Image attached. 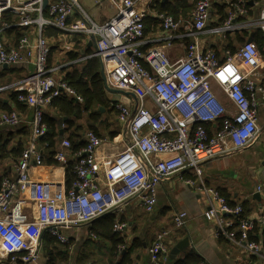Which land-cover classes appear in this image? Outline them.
<instances>
[{"label": "built area", "instance_id": "1", "mask_svg": "<svg viewBox=\"0 0 264 264\" xmlns=\"http://www.w3.org/2000/svg\"><path fill=\"white\" fill-rule=\"evenodd\" d=\"M152 1L109 0L114 13L98 22L87 15L79 0H0V67H33L16 94L18 102L32 109L29 120H23L16 111L0 112V126L16 127L24 121L30 129L29 140L11 167L13 176H0V255L9 261L35 262L43 231L65 242L63 228L88 224L108 212H122L129 203L152 212L160 182L183 169L197 177L183 182L210 200L205 218L216 219L227 239L264 260L262 245L249 239L255 221L239 217L240 205H230L199 178L203 163L244 149L259 137L257 114L264 107V86L256 79L264 45L258 47L246 40L234 52L226 50L221 60L215 51L204 47L199 35L223 36L248 26L264 35V7L253 21L235 22L247 12L246 0H238L226 20L212 28L207 23L217 0H195L188 19L159 14L162 35L154 41L169 45L180 29L190 38L184 53L171 60L162 46L142 48L152 42L144 37ZM6 15L12 20H6ZM14 27L24 29V33L10 44L3 33ZM47 28L83 34L87 42L93 41L92 52L86 57L98 58L106 85L124 92L128 100L114 103L126 142L111 162L100 163L96 151L104 141L87 131L84 145L73 153L75 177L70 187L64 186L61 195L36 200L30 214L24 211L25 195L33 181L32 169L42 164L38 139L46 132L44 109L61 95L83 101L58 74L61 65L48 63L52 40L44 35ZM203 123L218 126L210 133ZM69 147L70 141L63 139L53 155L62 165L67 162ZM257 191L264 193V186H258ZM186 220L185 211L176 213L174 227H182ZM259 222L264 226V217ZM126 225L116 222L113 231L122 234ZM167 235L162 231L149 247V264L168 260Z\"/></svg>", "mask_w": 264, "mask_h": 264}, {"label": "crops", "instance_id": "2", "mask_svg": "<svg viewBox=\"0 0 264 264\" xmlns=\"http://www.w3.org/2000/svg\"><path fill=\"white\" fill-rule=\"evenodd\" d=\"M156 1L164 3L163 5L169 3L167 4L169 7L176 4L175 13H178V19H186L182 18L183 8L180 6L186 1L193 9L195 0H153L151 5ZM229 1L224 0V2L229 4L224 10L227 12V15L234 9L233 3H229ZM220 2V0L215 1V3L219 4ZM215 3L210 10V20L207 23L209 28L221 25H210L211 23L218 22L220 17ZM81 7L83 8V6ZM110 7L113 10L112 13L106 12L107 6L103 8L99 7L100 12L97 14L98 17L95 21H105L112 16L114 9L111 3ZM262 7H264L262 2H254L252 0V4H247V12L244 16L235 19V22L244 23L253 21L257 18ZM192 9H190L189 13L185 12V14L191 16ZM87 15L89 14L87 13ZM158 15L149 6L145 21L144 37L145 39H150L152 42L144 44L142 48L162 46L168 58L173 60L184 53L185 46L190 38L184 36V31L180 29L169 45H166L163 41H154V39L162 35ZM89 16L91 17V15ZM91 18L94 19L93 17ZM255 29L258 28L248 26L234 31H247V35H249L250 33L253 34L252 32ZM56 30L47 28L44 32V35L52 40L48 63L49 65L60 64L61 69L58 74L64 79L67 72L83 68L89 59L95 58L98 60L96 57H86L92 52V46H88L87 38L83 34L61 33ZM234 31L227 33H230L229 35L232 36ZM227 33L223 36L214 33H201L199 37L204 47L210 48L213 51L216 50V57L222 60L225 57V51L230 50L226 48L227 41L225 37ZM20 35L21 29L14 27L4 31L3 38L7 43L14 44ZM243 38V42L235 44L236 49L246 41L245 36ZM261 60L262 63L257 71L256 79L264 86V55L261 56ZM32 71V65L28 64L4 65L0 67V87L6 86L0 90V112L10 109L11 111L18 112L23 120H29L32 109L25 104L16 102L17 100L14 97L20 90L23 79ZM99 75L102 79L101 68ZM102 82L104 83L103 79ZM104 90V95L111 105H114L117 101H121L123 97L126 103H128L124 92L120 93L119 97L109 92L105 86ZM103 110H105L103 107H99L100 112ZM44 111L57 118L60 117L50 105ZM257 115L258 124L261 128L259 137L244 149L210 159L203 163L199 178L206 186L219 192L230 204L243 206L246 217L255 221L253 227L255 230L252 229L255 239L251 240L260 243L264 250V226L259 222V219L264 217V193L263 191H257L258 186H264V107L258 109ZM117 116L114 120L116 126L120 128L118 134L110 138L102 132L104 135L100 136L104 141L96 151V157L100 163L111 162L125 145L126 135L122 131V126ZM64 118L63 120H65ZM73 120L75 124L82 126H85L87 122L85 115L82 118ZM214 126L215 123L208 124V130L211 132L215 128ZM64 127L66 125L62 123V129ZM74 127L75 125L71 127L69 132H72ZM86 132L85 127L81 131H75L78 134V138L84 143ZM0 134L2 139H6L7 145L16 143L19 140L26 143L30 137V129L28 124L23 121L16 127L0 126ZM60 134H64L63 130ZM65 137L66 134H64V138L61 141L63 139L68 140ZM61 141L57 143L55 152L60 148ZM20 155L21 153L17 157L9 156L0 160V176H13L11 167L18 161ZM68 160H73V154L70 152H68ZM31 178L33 181L29 185L28 192L25 195L27 205L24 209L26 213L30 214L35 210L36 200L50 195H61L65 186V164L62 165L59 162L56 164L46 163L42 152V164L32 169ZM186 178L197 177L192 171L183 169L163 179L158 187L157 202L152 212H146L138 205L129 203L124 207L122 212H108L88 224L68 229L63 228L61 232L66 238L65 242H59L57 239V244L48 246L41 236L38 259L28 264H117L121 259L120 254L122 251L129 254L132 264H149V247L162 231L168 232L165 241L169 253L171 248L185 237H188L189 240V245L180 250L174 260L170 259L168 253V260L162 264H182L190 256H194L200 262L203 261L208 264H264V260L259 255L252 254L227 239L222 233V229L216 219L207 220L205 218L204 213L211 205L210 200L206 194L187 186L183 182ZM180 211L187 213V220L182 227L175 228L173 217ZM111 213L115 216V219L121 218L127 224L123 233L120 234L122 243L118 244L114 250L112 248V240L104 238L99 234L102 223L107 219L105 216ZM46 248L50 249L51 259L45 253ZM0 264L25 263L20 261L11 262L8 258L0 255Z\"/></svg>", "mask_w": 264, "mask_h": 264}, {"label": "trees", "instance_id": "3", "mask_svg": "<svg viewBox=\"0 0 264 264\" xmlns=\"http://www.w3.org/2000/svg\"><path fill=\"white\" fill-rule=\"evenodd\" d=\"M220 1H221L220 4L215 3V6L217 7V11L220 17L218 19V22L210 24L212 26L222 24L228 16L227 12L224 10L226 6H229V4L224 2V0H220ZM237 1L238 0H230L229 3H234ZM249 1L250 0H246L247 4L249 3ZM253 1L262 2V4H264V0H253ZM163 4L164 3H161L160 1H156L153 3V5H150V8H152V10H154L155 13L157 14L164 13L173 16L175 19L179 18L178 13H175L176 4L171 5L170 7L167 5L169 3L165 5ZM194 4H193V8H194ZM180 7L183 8L182 14L184 16L182 15V18H186V19L189 18L190 16L188 14H185V12L189 13L190 9H192L191 6H189L187 2L184 1L183 5L181 4ZM5 19L10 21L12 20V16L6 15ZM20 29L22 35L24 33V29L22 28ZM252 33H253L252 41H254L258 47L264 45L263 33L259 29H255V31H253ZM229 34L230 33H227L225 37L227 41L226 48L227 49L229 48L230 51L232 52H234L237 48V47L235 48L236 43L243 42L244 36H245V40H247V38L251 35V33L247 35V31H243V30L234 31L232 33V36H230ZM100 65L101 64L97 59L92 58L87 61L86 65L83 68L78 70L74 69L66 73L65 80H67L68 84L71 85L77 91V93H79L82 96L83 101L81 103L77 102L73 98L66 97L65 95H61L58 97H54L50 103L52 109L60 116L59 118H57L56 116H52L46 111L43 112V121L46 124V132L43 136H41L38 139V145L40 148H42L41 150L43 152L44 161L46 163L48 164L57 163L53 159V155L57 143L61 141L62 138H64V134H66L65 138H68V140L70 141V147L68 149V152H70L71 154L79 150L84 145V142H82L81 139L78 138V134L75 133V131L83 130L84 127H85V131H89V130L93 131L98 136H103L105 133L106 136L112 138L113 136L118 134L119 127L116 126L115 120L114 123H108L107 121L102 119V114H100L99 111V107H103L106 110V115L108 114L115 115V112L117 113V110L115 109L114 105H111L109 103V100L104 95L105 92L104 83L102 82V79L100 78L99 75L101 68ZM14 98L16 100V94ZM10 111L11 110L9 109L6 112H10ZM84 115L86 116V121H87L86 125L82 126L75 124L73 119L82 118ZM64 117H66L65 120H63ZM62 123L66 125V127H64L63 129H62ZM208 124L210 125L211 123H203V126L207 129L208 132H210L207 127ZM216 124L217 123H215L214 126L215 128L218 126V124L217 125ZM74 125H75L74 130L72 132H69L71 127ZM101 128L104 130V133L100 132ZM215 128H213L211 132H213ZM61 129L63 130L64 134H60ZM24 146H25V141L22 140H19L16 143H13L12 145H7L6 139H2V136L0 134V160L9 156L17 157L24 149ZM73 162L74 160H68L65 163V180H64L65 189H68L70 187L75 177L72 168ZM239 217H246L243 206H242V213L241 215H239ZM105 218L107 219L104 220V222L102 223L101 232L99 234L104 238H110L112 240V248L114 250L118 244L122 243V237L120 236L119 233L113 231V226L116 222H122L123 220H121V218L115 219V216L112 215V213L107 214ZM253 230L252 232L249 233V239H255L253 236ZM42 238L48 246H54L55 244L58 243L57 238L54 235H51L48 231H43ZM45 253L49 256V258L51 257L50 249L46 248ZM120 255H121V259L117 264H132V260L129 257L128 253L122 251ZM199 263H200L199 259H196L194 256H190L187 258V261H184L182 264H199Z\"/></svg>", "mask_w": 264, "mask_h": 264}, {"label": "rangeland", "instance_id": "4", "mask_svg": "<svg viewBox=\"0 0 264 264\" xmlns=\"http://www.w3.org/2000/svg\"><path fill=\"white\" fill-rule=\"evenodd\" d=\"M81 6H83V8L85 9V11L91 15V17L94 18V20H96V18L98 17V13L100 12V8H103L104 6H107V13H112L113 10L111 9L110 7V2L109 0H97V4H96V0H80L79 1ZM100 3V5H99ZM100 7H98V6ZM217 95L219 96V98L224 102L225 101V98L224 96L222 95V93H217ZM109 106V105H108ZM104 111V112H103ZM102 112H100V114L103 115V119L105 121H107L108 123H114V119L116 118L117 116V113L115 112V115L113 114H108L106 115V110H103ZM120 129V128H119ZM101 133L104 132V130L101 128L100 129ZM13 143H11L10 145H12ZM27 142L25 143V146H26ZM24 146V148H25Z\"/></svg>", "mask_w": 264, "mask_h": 264}, {"label": "water", "instance_id": "5", "mask_svg": "<svg viewBox=\"0 0 264 264\" xmlns=\"http://www.w3.org/2000/svg\"><path fill=\"white\" fill-rule=\"evenodd\" d=\"M249 3L252 4V0L249 1ZM44 6L46 5V1H44ZM93 39V37H92ZM252 40V34L247 38V41H251ZM93 41L92 40H89L88 41V46L92 45ZM6 66V65H5ZM101 77L104 81V86L105 88L109 91V92H112L114 94H116L117 96L120 97V93H122L121 91H118L116 89H112V88H109L106 83H105V75H104V72H103V69L101 67ZM122 102L126 103L124 97L121 99ZM65 119V118H64ZM60 133H62V130H60ZM189 245V240H188V237H185L184 239H182L181 241H179L178 243H176L170 250V253H169V257L171 260H174L176 258V255L178 254V252L184 248H186L187 246Z\"/></svg>", "mask_w": 264, "mask_h": 264}]
</instances>
